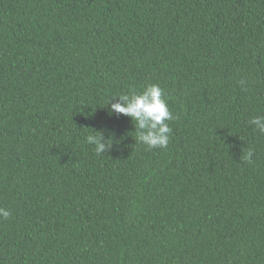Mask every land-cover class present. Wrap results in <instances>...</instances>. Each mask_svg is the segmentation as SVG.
<instances>
[{"label": "trees", "instance_id": "1", "mask_svg": "<svg viewBox=\"0 0 264 264\" xmlns=\"http://www.w3.org/2000/svg\"><path fill=\"white\" fill-rule=\"evenodd\" d=\"M150 84L166 149L111 111ZM258 116L264 0H0V264H264Z\"/></svg>", "mask_w": 264, "mask_h": 264}, {"label": "clouds", "instance_id": "2", "mask_svg": "<svg viewBox=\"0 0 264 264\" xmlns=\"http://www.w3.org/2000/svg\"><path fill=\"white\" fill-rule=\"evenodd\" d=\"M118 97L119 101L111 104V111L132 118L139 141L148 149H166L172 133L168 121L175 120L176 117L168 107L163 89L158 84H150L142 92H132ZM250 124L260 133H264V116L253 117ZM96 133L88 135L86 143L94 145L96 154L100 155L112 144L106 143L102 132ZM251 158L252 152L249 151L246 157L248 163L252 162ZM10 215L8 209L0 207V218L8 219Z\"/></svg>", "mask_w": 264, "mask_h": 264}]
</instances>
